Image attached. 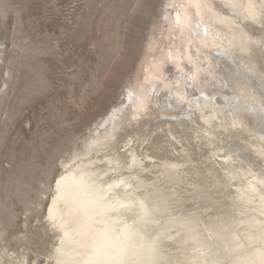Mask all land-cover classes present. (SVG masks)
<instances>
[{
  "label": "bare ground",
  "instance_id": "obj_1",
  "mask_svg": "<svg viewBox=\"0 0 264 264\" xmlns=\"http://www.w3.org/2000/svg\"><path fill=\"white\" fill-rule=\"evenodd\" d=\"M167 5L137 84L54 180L44 213L58 235L54 264H264V79L245 57L259 42L243 23H262L264 0ZM243 109L256 119L252 131ZM208 150L219 168L199 156ZM180 186L231 190L250 209L244 223L257 227L243 239L259 243L243 249L238 233L202 211L193 222L167 220L176 198L165 193Z\"/></svg>",
  "mask_w": 264,
  "mask_h": 264
},
{
  "label": "rangeland",
  "instance_id": "obj_2",
  "mask_svg": "<svg viewBox=\"0 0 264 264\" xmlns=\"http://www.w3.org/2000/svg\"><path fill=\"white\" fill-rule=\"evenodd\" d=\"M170 1L0 0V264H54L58 235L44 219L54 180L82 139L137 84ZM243 23L259 42L245 57L264 79V19ZM241 115L252 131V112ZM209 155L219 168L215 151L199 156ZM209 189L180 186L173 194L169 188L165 197L179 200L166 219L193 222L202 211L222 230L238 233L243 249L257 245L243 239L257 231L244 223L250 209L231 190L221 188L224 198L220 187Z\"/></svg>",
  "mask_w": 264,
  "mask_h": 264
},
{
  "label": "snow or ice",
  "instance_id": "obj_3",
  "mask_svg": "<svg viewBox=\"0 0 264 264\" xmlns=\"http://www.w3.org/2000/svg\"><path fill=\"white\" fill-rule=\"evenodd\" d=\"M118 264H123V262H122V261H120V262H118Z\"/></svg>",
  "mask_w": 264,
  "mask_h": 264
}]
</instances>
